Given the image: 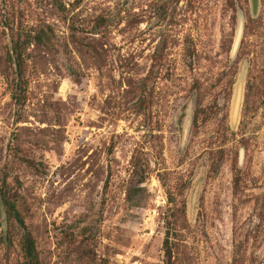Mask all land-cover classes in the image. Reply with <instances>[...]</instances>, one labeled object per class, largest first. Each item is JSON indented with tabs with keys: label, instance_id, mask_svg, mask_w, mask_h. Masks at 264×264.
Here are the masks:
<instances>
[{
	"label": "rangeland",
	"instance_id": "rangeland-1",
	"mask_svg": "<svg viewBox=\"0 0 264 264\" xmlns=\"http://www.w3.org/2000/svg\"><path fill=\"white\" fill-rule=\"evenodd\" d=\"M2 180L39 264H264V0H0Z\"/></svg>",
	"mask_w": 264,
	"mask_h": 264
},
{
	"label": "trees",
	"instance_id": "trees-1",
	"mask_svg": "<svg viewBox=\"0 0 264 264\" xmlns=\"http://www.w3.org/2000/svg\"><path fill=\"white\" fill-rule=\"evenodd\" d=\"M41 37L38 39L39 42H41ZM13 57L14 61L17 65H20L22 58L21 53L18 47L14 46L13 50ZM196 122L194 118V123ZM137 174L139 177H136L135 182L142 183L144 181L143 174L139 175V172H135V166H134V175ZM5 187V180H2L0 182V200L2 203V206L4 208V212L6 215L7 222L10 223L14 222L16 225L22 228L23 235L21 237V249L24 256V263L25 264H39V258L38 254L35 248V243L33 238L31 237L30 233L25 231L24 227V221L22 216L20 215L17 206H16V200L13 196H11L7 191L4 190ZM168 204L172 205L173 208L168 209V217L165 221L166 226V233L165 238L163 241L164 246V257L167 259V261H170L172 258L171 249H170V231L174 224L178 221L179 214H183V209L178 206L180 203H176L175 199H172L171 195H169ZM182 209V210H181Z\"/></svg>",
	"mask_w": 264,
	"mask_h": 264
},
{
	"label": "water",
	"instance_id": "water-1",
	"mask_svg": "<svg viewBox=\"0 0 264 264\" xmlns=\"http://www.w3.org/2000/svg\"><path fill=\"white\" fill-rule=\"evenodd\" d=\"M250 8H251V15L252 17H256L259 7V0H249Z\"/></svg>",
	"mask_w": 264,
	"mask_h": 264
}]
</instances>
